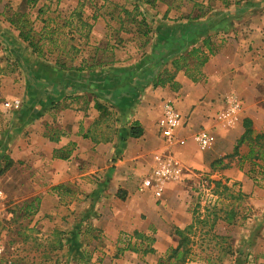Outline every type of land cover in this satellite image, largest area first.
I'll return each mask as SVG.
<instances>
[{
  "label": "rangeland",
  "instance_id": "obj_1",
  "mask_svg": "<svg viewBox=\"0 0 264 264\" xmlns=\"http://www.w3.org/2000/svg\"><path fill=\"white\" fill-rule=\"evenodd\" d=\"M134 4L152 27L147 37L135 32L133 23L122 26L117 19L122 5L132 9ZM42 5L45 13L38 14ZM12 11L28 12L36 30L56 29V41L54 46L45 41V57L39 58L0 15V264H156L177 244L175 229L191 223L198 256L185 264H206V257L218 264H264V152L261 158H245L246 142L235 152L244 118L251 120L253 134H263L264 144V0L0 1V13ZM201 12L196 20L185 18ZM206 37L214 52L196 82L205 84L207 93L185 113L178 95L167 97L181 115L172 139L161 135L159 110L155 135L131 137L125 144L123 137L117 145L122 120L112 110L111 139L85 137L89 154L57 165L34 128L18 131L16 112L2 105L15 98L22 104L28 67L37 60L54 63L59 56L69 65L83 58L89 62L95 48L108 45L118 63L129 64L150 55L155 45V57L165 58L161 70L170 55L185 54ZM71 45L77 50L69 52L72 60L63 55ZM176 77L189 79L182 71ZM230 97L239 104L232 120L217 119ZM96 112L84 113L88 128ZM71 119L73 124L82 120ZM79 127L85 131V124ZM102 128L96 125L92 134L101 137ZM199 129L214 136L205 148L193 140ZM46 131L53 132V126L47 123ZM156 156L171 157L180 169L162 179L159 196L152 187L141 189ZM214 160L220 162L211 166ZM135 231L146 237L137 239ZM146 247L154 251L144 253Z\"/></svg>",
  "mask_w": 264,
  "mask_h": 264
},
{
  "label": "crops",
  "instance_id": "obj_2",
  "mask_svg": "<svg viewBox=\"0 0 264 264\" xmlns=\"http://www.w3.org/2000/svg\"><path fill=\"white\" fill-rule=\"evenodd\" d=\"M184 32L180 31L178 34L184 36ZM154 47L155 45L150 49V55L147 54L138 62H115L106 69L91 72L61 70L55 66V62L36 59L28 67L30 74L26 76L25 90L19 96L23 99L22 104L19 109L14 110L18 131L32 126L33 134L40 138L41 145H49L51 148V163L59 165L68 161L75 162L76 157H86L89 154V147L85 146L88 144L87 138L83 136L88 128V121H84L83 116L85 112L94 114L97 111L93 107L96 100L106 104L122 120L115 136L117 145L122 142L123 137H126L123 144L129 143V127L133 122L139 123L144 137L155 135L156 114L160 110L161 115L162 104L169 95H178V107L185 113L188 112V107L207 93V86L176 77L175 80L179 83L176 90H172L168 84L163 87L153 86L151 80L139 84L140 89L137 92L126 89L135 82L136 74L142 72L146 66L157 64L154 58L158 51ZM77 102L78 106H75L74 103ZM69 116L83 121L73 124L72 119L67 120ZM128 119L129 123L125 124ZM47 123L53 126L54 133H45ZM81 124H85V131L79 127Z\"/></svg>",
  "mask_w": 264,
  "mask_h": 264
},
{
  "label": "trees",
  "instance_id": "obj_3",
  "mask_svg": "<svg viewBox=\"0 0 264 264\" xmlns=\"http://www.w3.org/2000/svg\"><path fill=\"white\" fill-rule=\"evenodd\" d=\"M1 1V0H0ZM156 1L162 0H142L143 3L148 5H153ZM32 0H27V3H31ZM44 5L39 7L38 14H44L45 9ZM80 7V3H79ZM167 7L166 12L168 11ZM122 13L123 17L119 19V15ZM201 14H197L194 17L190 16V14L186 15L185 18L188 20H196L198 17L202 16ZM8 24L13 27L18 32V37L26 43V47L30 48L31 52L34 53L37 57L43 58L45 57V52L43 47L45 45V41L52 46L55 45L54 34H56V29H46L47 25H43L41 29L36 30L33 27V21L30 20L28 12L21 11H12L7 15L5 13H0ZM118 20H120L121 25L128 21L135 25V32L138 34L147 37L152 32V27L147 23L146 18L143 16L142 12L138 9L137 5H133L132 9H128L122 5L121 11L118 13ZM138 16H140L138 18ZM47 21H51L50 17L47 16ZM44 22V21H43ZM77 51L76 47L70 46L69 50L65 51L63 55H69L70 51ZM47 52H51L50 48L46 49ZM63 50L61 51V53ZM214 51L209 43L208 37L202 40V44L197 47H191L185 54L175 52V54L170 55L169 65H165L161 70L160 67L164 65V55L158 54L154 58L157 62L152 67L146 66L144 70L138 74H136V80L133 84H129L126 89H131L130 91L137 92L139 88V84L147 80L153 81V86H168L176 90L179 87V83L175 80V73L182 71L186 77H188L191 81L196 82L200 80L203 76V66L208 60L209 54H212ZM144 54V52H143ZM142 54V55H143ZM58 55V54H57ZM60 55V53H59ZM71 60L70 55L68 56ZM118 59H115L113 56L111 48L107 45L105 48L101 49L99 47L95 48V53L91 57L90 61H86V59H82L78 64H67L65 59H61L59 56L55 59V66L61 70H75L78 72L82 71H95L106 69L109 66L113 65L117 62ZM138 88V89H137ZM124 92H127L126 90ZM54 106V104H53ZM93 107L97 110V120L93 122L91 127L87 128L86 132L83 134L84 137H89L92 141H109L111 137L109 133H113L114 129L112 126L114 120V112L106 105L102 104L98 101H94ZM103 125L101 132L99 133L101 137L96 138L92 132L93 128L96 125ZM242 125L244 127V132L242 136L237 141L235 146V152H237V148L242 143L246 142L248 145V153L246 154L247 159L261 158L264 152V144L260 141L262 139L263 134H253V130L251 128V120L249 118H244L242 121ZM82 129V127H81ZM106 134V135H104ZM129 135L133 138H138L142 135V128L140 127L138 122H133V124L129 127ZM220 162L219 160H214L211 162V166H214ZM220 185L219 181H216L215 186L218 187ZM222 187H224L222 185ZM225 189L227 187H224ZM232 217L234 216V211L232 210ZM230 212V213H231ZM217 214V213H214ZM199 222V221H198ZM193 232V224H189L183 230L175 229L174 233L178 236L177 244L174 247H170L161 259L156 264H185L187 261L194 259V257L198 256V253L195 251L194 242L191 239L190 233ZM200 232V231H199ZM134 236L137 239L145 238L144 233L135 231ZM153 241L154 239L151 237L149 239ZM133 251L139 250L137 247L132 245H128ZM154 249L152 247H146L143 249V252H153ZM206 264H218L211 263L212 259L210 257L205 258Z\"/></svg>",
  "mask_w": 264,
  "mask_h": 264
},
{
  "label": "built area",
  "instance_id": "obj_4",
  "mask_svg": "<svg viewBox=\"0 0 264 264\" xmlns=\"http://www.w3.org/2000/svg\"><path fill=\"white\" fill-rule=\"evenodd\" d=\"M5 108L11 110H17L21 106V101L18 98L4 101L2 104ZM229 106L220 114L217 119L230 122L234 113L239 108V104L234 97L229 98ZM181 123V115L175 105L171 101H164L162 104L161 117L158 121V127L161 131V135L165 138L172 139L175 136V130ZM193 140L199 148H205L214 141V136L211 131L207 129H199L193 134ZM180 144L184 143L183 139H178ZM156 166L152 170L150 176L145 177L141 181V189L154 188V194L159 196L161 193L160 184L162 179L175 175L180 171L177 166V162L171 157L161 158L160 156L155 157ZM3 198V191L0 189V201Z\"/></svg>",
  "mask_w": 264,
  "mask_h": 264
}]
</instances>
